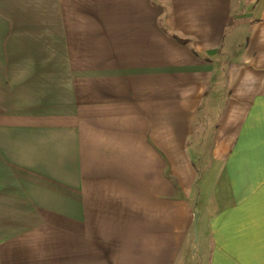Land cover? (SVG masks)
<instances>
[{
  "label": "crops",
  "instance_id": "1",
  "mask_svg": "<svg viewBox=\"0 0 264 264\" xmlns=\"http://www.w3.org/2000/svg\"><path fill=\"white\" fill-rule=\"evenodd\" d=\"M0 264H264V0H0Z\"/></svg>",
  "mask_w": 264,
  "mask_h": 264
},
{
  "label": "trees",
  "instance_id": "2",
  "mask_svg": "<svg viewBox=\"0 0 264 264\" xmlns=\"http://www.w3.org/2000/svg\"><path fill=\"white\" fill-rule=\"evenodd\" d=\"M181 42H187L185 39L178 38Z\"/></svg>",
  "mask_w": 264,
  "mask_h": 264
}]
</instances>
